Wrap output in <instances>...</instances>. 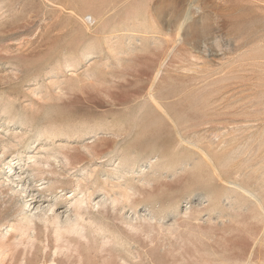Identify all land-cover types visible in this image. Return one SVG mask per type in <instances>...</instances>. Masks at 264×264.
<instances>
[{"label":"rangeland","instance_id":"374dc122","mask_svg":"<svg viewBox=\"0 0 264 264\" xmlns=\"http://www.w3.org/2000/svg\"><path fill=\"white\" fill-rule=\"evenodd\" d=\"M3 152L58 212L77 178L95 201L137 192L91 209L125 245L88 232L57 264H264V0H0ZM4 183L6 227L23 197ZM135 211L163 226L128 232ZM36 237L1 264L49 263Z\"/></svg>","mask_w":264,"mask_h":264},{"label":"bare ground","instance_id":"6f19581e","mask_svg":"<svg viewBox=\"0 0 264 264\" xmlns=\"http://www.w3.org/2000/svg\"><path fill=\"white\" fill-rule=\"evenodd\" d=\"M158 74L159 71L157 75ZM4 155L5 152L0 153V163L3 164V167L0 166V172L5 173V179L1 180L0 178V184L8 182L11 185H14L11 189L14 194H17V196L23 197V203L19 206V214L16 221L10 222L6 227H4L3 224H0V260L3 261L7 252L14 247L24 246L25 251L28 247H33L34 242L37 239L36 231L38 224L43 226L46 230L51 229L56 243L53 252L54 257L46 264H57L56 256L65 250L77 252L80 256L78 240L88 239L89 233L94 235V237L100 236L102 247L111 243H114V245H125L126 239H124L121 229L115 230L105 223H99L95 219V215L92 213L91 209H94L95 207H106L109 204L112 206V209H115L118 205L122 204L123 201L132 202V198L137 192H122L119 196L113 194L108 196L105 194L103 197H100L95 201V199H92L93 192H91L89 188L86 189L85 185L81 186V180L80 178H77V188L72 194H68L69 196L65 197L67 200L69 199L68 202L71 203L70 207L74 208V214H71L72 209L69 207L58 212L55 207L56 201L59 198L55 197L54 202H51L46 198H42L40 193L35 194L29 181L26 180L28 175H24L25 173L22 171L23 165L20 163L21 161L15 162L12 159L7 161V158L4 159ZM65 157L69 161L70 158L68 156ZM28 158L31 160V163L38 167L48 164V160L37 161L36 156L34 155L29 156ZM131 164L133 163H130L129 165ZM39 170V173L41 174L44 172L41 169ZM46 182L49 183V181H42L39 186L44 185ZM54 189L59 190L56 193H64L63 188L54 187ZM64 195L65 194H62L60 197H63ZM202 203L203 202L201 201L198 204V207H200ZM132 204H134L133 206L136 205V203ZM186 207L188 209L191 206ZM122 208H125V205H123ZM195 212L196 210L185 212L184 217L186 219H192ZM134 213L135 216L133 214L127 216L123 215L120 219V222L125 226V229L128 232L136 231L137 234L140 230L148 231L147 227H149V231L152 232L154 229V224L152 223L154 222L158 223L159 226H163L162 223L157 221L155 216H149L147 213H139L137 211ZM1 227H4V229L2 230ZM156 227L155 230L157 229L159 231L160 228L158 226ZM161 229H163V227ZM1 263L2 262L0 261V264Z\"/></svg>","mask_w":264,"mask_h":264},{"label":"built area","instance_id":"2783aa9c","mask_svg":"<svg viewBox=\"0 0 264 264\" xmlns=\"http://www.w3.org/2000/svg\"><path fill=\"white\" fill-rule=\"evenodd\" d=\"M88 20L91 21L92 19L89 17Z\"/></svg>","mask_w":264,"mask_h":264}]
</instances>
